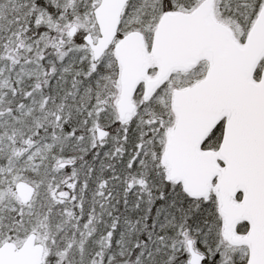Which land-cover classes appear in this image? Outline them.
<instances>
[{
	"label": "snow or ice",
	"instance_id": "6c2138e0",
	"mask_svg": "<svg viewBox=\"0 0 264 264\" xmlns=\"http://www.w3.org/2000/svg\"><path fill=\"white\" fill-rule=\"evenodd\" d=\"M0 264H264V0H0Z\"/></svg>",
	"mask_w": 264,
	"mask_h": 264
}]
</instances>
